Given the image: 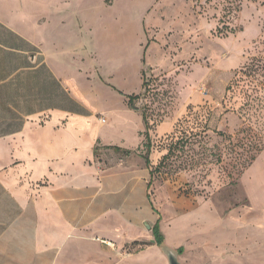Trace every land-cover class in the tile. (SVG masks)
<instances>
[{
	"label": "crops",
	"instance_id": "0c3cea01",
	"mask_svg": "<svg viewBox=\"0 0 264 264\" xmlns=\"http://www.w3.org/2000/svg\"><path fill=\"white\" fill-rule=\"evenodd\" d=\"M111 36L72 10L0 0V264H111L126 243L153 244L159 220L136 152L144 124L113 81L125 65L119 39L105 68ZM263 158L240 179L249 207L264 203V186L249 176ZM173 233L167 243L180 247L184 228Z\"/></svg>",
	"mask_w": 264,
	"mask_h": 264
},
{
	"label": "rangeland",
	"instance_id": "374dc122",
	"mask_svg": "<svg viewBox=\"0 0 264 264\" xmlns=\"http://www.w3.org/2000/svg\"><path fill=\"white\" fill-rule=\"evenodd\" d=\"M41 1L50 10H72L79 23L112 34L103 59L110 73L113 44L120 40L125 65L113 81L124 93L139 91L143 73L146 91L136 107L155 126L149 132L150 167L142 158L163 244L180 249L182 264H264V203L248 206L239 175L243 156L263 149L256 132L262 129L264 135V126L257 117L245 125L237 114H246L247 108H239L252 94L247 82L225 92L241 68L255 72L259 89L264 85V0ZM258 104L264 118V100L247 107ZM162 124L168 127L158 132ZM168 149L170 160L156 169ZM263 171L259 163L249 176L264 186ZM151 227L146 220L143 234ZM182 227L180 247L169 246V233L178 237L173 232ZM137 242L126 243L125 258L111 264H168L146 237Z\"/></svg>",
	"mask_w": 264,
	"mask_h": 264
},
{
	"label": "trees",
	"instance_id": "16d2710c",
	"mask_svg": "<svg viewBox=\"0 0 264 264\" xmlns=\"http://www.w3.org/2000/svg\"><path fill=\"white\" fill-rule=\"evenodd\" d=\"M254 71L253 70H249V69H246V68H241L237 73L234 74V77H233V81H231V85H229L228 87H226L225 89V92H228L231 90V86L234 84V83H237L238 81L239 82H247L248 86H251L252 88L250 89L251 90V93L252 94H249L248 95V101L242 106V108H239V111L242 110V109H246V114H240L238 111H237V114L241 120V122H243L244 124L245 123H249V120L250 118L252 117H257L259 118L258 121H255L261 125L264 126V118H260V111L263 109L262 106L260 104V106H251V107H247L249 105V102L252 103V102H259L260 100H264V85L262 88H258L257 87V84H255L253 81L255 80L252 76L254 75ZM141 75V88H140V91L137 93V94H129V95H126L125 96V104L126 106L130 109V110H133L135 112H138V109L136 107V102L138 101L139 97L142 95V93H144L146 91V82L142 79L143 78V73L141 72L140 73ZM253 85V86H252ZM249 108V109H248ZM254 110L253 114L252 115H249L250 113V110ZM259 112V113H258ZM264 116V113L262 114ZM141 117H142V120H143V124H144V130L143 132L140 133V138H141V142H140V145L138 146V148L136 149V152L139 153V155L141 157H143L145 159V163L150 167V163H149V160H148V155L151 151V136H150V133L153 129H154V124L153 123H150L148 121V119L143 115L141 114ZM260 119L262 120V123L260 121ZM242 125V124H241ZM246 125V124H245ZM204 131L205 129L202 128ZM151 130V131H150ZM263 130L260 129L256 132L257 135H259L260 137H262L264 139V135L261 133ZM218 135H222V134H218ZM224 137V134L222 135ZM264 143V141H262ZM264 145V144H263ZM175 148H176V144L174 145ZM113 149L117 152H119L123 157H128L131 152L129 150H121L119 148H116V147H113ZM144 150V152H142ZM264 150V146H263V149H255L254 153L250 154V155H247V156H243L244 158V161L243 162H246L245 166H242V171L241 173L239 174L240 176L247 170V168L253 163V161L256 159V157ZM171 150L168 149V151L161 157V159L159 160V164L157 165L156 169H160L161 167H164L166 166V162H168L171 158ZM243 164V163H242ZM150 173H151V170H150ZM152 234H153V238H154V242L157 246H160L163 244V238H162V235L161 233L159 232V229H158V225L155 224L153 227H152ZM136 243L138 242H134V243H131L132 246H134ZM178 254H180V249H178L176 251Z\"/></svg>",
	"mask_w": 264,
	"mask_h": 264
},
{
	"label": "water",
	"instance_id": "95a60500",
	"mask_svg": "<svg viewBox=\"0 0 264 264\" xmlns=\"http://www.w3.org/2000/svg\"><path fill=\"white\" fill-rule=\"evenodd\" d=\"M152 243H154L153 240H152ZM158 247H159L161 253L165 256L168 264H182V263H180L178 261L177 252H175L172 249L168 248L164 244H162V245H160Z\"/></svg>",
	"mask_w": 264,
	"mask_h": 264
},
{
	"label": "bare ground",
	"instance_id": "6f19581e",
	"mask_svg": "<svg viewBox=\"0 0 264 264\" xmlns=\"http://www.w3.org/2000/svg\"><path fill=\"white\" fill-rule=\"evenodd\" d=\"M255 186L258 187L257 184H256ZM258 190H259V189L257 188V191H258ZM257 191H254V192H257ZM257 193H258V192H257ZM259 194H260V193H259ZM259 194H258V195H259ZM258 195H257V196H258ZM261 196H264V195H260L259 197H261ZM256 198L258 199V197H256ZM256 198H255V199H256ZM159 207H160V206H159ZM163 213H164V212H163Z\"/></svg>",
	"mask_w": 264,
	"mask_h": 264
}]
</instances>
